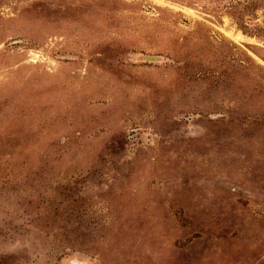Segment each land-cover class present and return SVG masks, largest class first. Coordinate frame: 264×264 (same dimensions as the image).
I'll use <instances>...</instances> for the list:
<instances>
[{
    "label": "rangeland",
    "instance_id": "rangeland-1",
    "mask_svg": "<svg viewBox=\"0 0 264 264\" xmlns=\"http://www.w3.org/2000/svg\"><path fill=\"white\" fill-rule=\"evenodd\" d=\"M0 264H264V0H0Z\"/></svg>",
    "mask_w": 264,
    "mask_h": 264
}]
</instances>
